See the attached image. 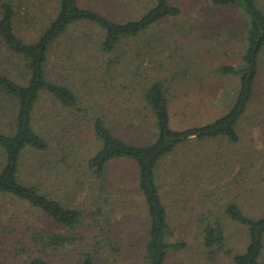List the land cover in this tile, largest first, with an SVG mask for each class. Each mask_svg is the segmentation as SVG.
I'll use <instances>...</instances> for the list:
<instances>
[{"label": "rangeland", "instance_id": "rangeland-1", "mask_svg": "<svg viewBox=\"0 0 264 264\" xmlns=\"http://www.w3.org/2000/svg\"><path fill=\"white\" fill-rule=\"evenodd\" d=\"M14 1L17 12L20 11L17 33L31 41L38 34L48 7L38 8L40 13L33 21L30 18L33 4L40 1ZM257 1L264 10V0ZM81 2L85 4L86 0ZM172 2L183 9L180 17L165 20L138 38L125 40L114 54H103L98 45L103 33L97 27L85 25L71 28L49 56V79L72 88L79 102L75 108H65L51 96L43 95L35 122L49 139L51 148L44 153L28 152L21 175L83 211L82 220L71 236L83 240L84 247L91 245L88 249L107 245L101 249L98 264H143L148 233L142 207L131 203L117 184L116 190L109 194V201L103 202L108 189L101 193V182L84 168L85 160L98 146L94 119L102 116L118 134L141 142L147 140L151 129L150 121L143 122L150 117L144 89L153 81L162 80L166 84L172 123L179 129L210 123L228 112L240 88L239 77L225 76L218 70L224 65L239 67L242 63L249 25L245 12L235 7H215L210 0ZM1 3L2 0L0 6ZM124 3L125 7L98 9L104 13L112 11L110 17L115 19L139 17L134 4L127 0ZM0 47L4 49L1 44ZM4 68L21 81L22 65L5 50L0 53V71ZM3 105L8 109L9 102L4 101ZM10 118L0 112V128L10 125ZM238 129L239 143L231 144L225 138L192 141L177 149L158 169L173 231L170 241L185 244L170 252L166 264H235L224 251L209 256L203 227L208 222L220 221L227 248L242 252L248 233L231 220L227 205L235 203L251 217L264 216V51L256 97ZM117 165L110 176L125 173L131 180L128 186L133 189L129 198L139 202L135 182L129 177L135 169L127 163ZM53 231L63 230L43 213L11 197L0 196L2 261L6 256L7 264H25L35 250L32 237L37 232ZM109 244L115 245L120 253L107 252ZM47 254L53 264L74 262L73 254Z\"/></svg>", "mask_w": 264, "mask_h": 264}, {"label": "trees", "instance_id": "trees-1", "mask_svg": "<svg viewBox=\"0 0 264 264\" xmlns=\"http://www.w3.org/2000/svg\"><path fill=\"white\" fill-rule=\"evenodd\" d=\"M38 1V0H36ZM33 4L32 16L46 8L43 21L35 39L26 41L17 33V12L14 0H2L0 6V53L5 50L23 67L21 81L13 78L4 68L0 71V112L9 114L10 125L0 128V196H8L46 215L58 229L63 231L37 232L32 237L34 252L25 264H53L47 252L73 254L71 264H98L101 249H88L84 241L71 236L80 224L83 211L74 208L51 193L43 191L27 177H22L24 157L28 152L44 153L50 150L49 139L36 126L35 113L44 94L65 108L78 105L76 93L67 85L52 82L48 77L47 64L56 43L77 26L90 25L103 33L99 50L107 55L118 52L125 40L135 39L145 34L155 25L168 19L178 18L183 9L173 0H127L134 4L135 14L131 19L110 17L112 11L104 13L98 7H125L124 0H39ZM218 8L236 7L245 12L249 19L247 46L239 67L224 65L219 72L225 76L240 79V88L228 112L210 123L175 128L171 115L169 90L162 80H155L144 89V99L150 117L143 122H151L147 140L133 142L118 134L102 116L93 121L94 135L98 146L96 152L85 160V170L100 181V192L108 189L103 199L109 201V194L116 190L142 207L147 224L148 240L144 247L143 264H166L172 250H180L184 242H171L173 231L169 222V212L165 204L159 181L158 169L177 149L195 142H206L225 138L231 144L240 142L238 128L256 97V84L260 73V58L264 51V10L257 0H210ZM27 12V11H26ZM31 14V12L29 13ZM136 15V16H137ZM9 102L8 109L3 105ZM125 163L135 169L131 177L135 182L134 192L139 202L129 198L133 189L131 181L122 171L111 177V169ZM118 170V169H117ZM125 172V171H124ZM108 186V188H106ZM107 191V192H108ZM136 206V207H137ZM227 214L237 224L246 228L248 241L245 250L234 252L227 248V238L220 221L208 222L203 227L204 245L209 256L220 252L231 255L235 264H264V216L255 218L247 215L235 203L226 207ZM67 231L68 233L64 232ZM107 252L120 253L116 246L108 245ZM26 250V249H24ZM31 250V249H29ZM13 257L11 258V260ZM0 258V264H7Z\"/></svg>", "mask_w": 264, "mask_h": 264}, {"label": "crops", "instance_id": "crops-1", "mask_svg": "<svg viewBox=\"0 0 264 264\" xmlns=\"http://www.w3.org/2000/svg\"><path fill=\"white\" fill-rule=\"evenodd\" d=\"M236 8V7H235Z\"/></svg>", "mask_w": 264, "mask_h": 264}]
</instances>
